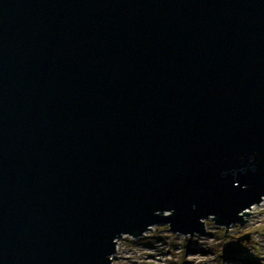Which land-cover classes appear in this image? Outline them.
Segmentation results:
<instances>
[{"label": "water", "instance_id": "95a60500", "mask_svg": "<svg viewBox=\"0 0 264 264\" xmlns=\"http://www.w3.org/2000/svg\"><path fill=\"white\" fill-rule=\"evenodd\" d=\"M263 198L264 0H0V264H110Z\"/></svg>", "mask_w": 264, "mask_h": 264}, {"label": "rangeland", "instance_id": "374dc122", "mask_svg": "<svg viewBox=\"0 0 264 264\" xmlns=\"http://www.w3.org/2000/svg\"><path fill=\"white\" fill-rule=\"evenodd\" d=\"M204 229L202 236L184 237L159 225L138 239L121 236L110 264H264V200L242 226H230L224 233L207 219ZM247 233V241L235 239Z\"/></svg>", "mask_w": 264, "mask_h": 264}, {"label": "bare ground", "instance_id": "6f19581e", "mask_svg": "<svg viewBox=\"0 0 264 264\" xmlns=\"http://www.w3.org/2000/svg\"><path fill=\"white\" fill-rule=\"evenodd\" d=\"M258 206H263V201H261L260 203L257 204ZM255 206L251 207L249 210H248V213L250 212V210L254 209Z\"/></svg>", "mask_w": 264, "mask_h": 264}, {"label": "trees", "instance_id": "16d2710c", "mask_svg": "<svg viewBox=\"0 0 264 264\" xmlns=\"http://www.w3.org/2000/svg\"><path fill=\"white\" fill-rule=\"evenodd\" d=\"M250 264H255V263H250Z\"/></svg>", "mask_w": 264, "mask_h": 264}, {"label": "built area", "instance_id": "2783aa9c", "mask_svg": "<svg viewBox=\"0 0 264 264\" xmlns=\"http://www.w3.org/2000/svg\"><path fill=\"white\" fill-rule=\"evenodd\" d=\"M264 200V198L262 199V201Z\"/></svg>", "mask_w": 264, "mask_h": 264}]
</instances>
